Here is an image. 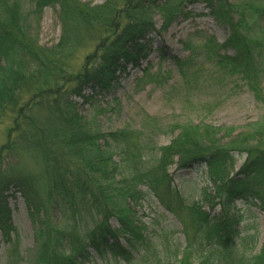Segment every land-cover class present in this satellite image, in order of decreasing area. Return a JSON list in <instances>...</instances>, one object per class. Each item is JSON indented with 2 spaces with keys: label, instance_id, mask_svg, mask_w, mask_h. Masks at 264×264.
Instances as JSON below:
<instances>
[{
  "label": "trees",
  "instance_id": "obj_1",
  "mask_svg": "<svg viewBox=\"0 0 264 264\" xmlns=\"http://www.w3.org/2000/svg\"><path fill=\"white\" fill-rule=\"evenodd\" d=\"M166 1L163 12L169 10L173 16L183 3L195 0ZM207 2L212 16L229 26L230 35L224 45L211 37L203 39L205 60L215 62L222 75L238 76L258 99L264 31L252 36L251 29L260 8L252 2ZM156 5L155 0H107L101 6L80 0H34L27 12L24 0H0V121L8 123L6 142L0 147V232L11 242L4 193L14 185L28 210L44 216L45 228L37 232L30 264H86L90 251L109 255L113 264H132V254L120 240L125 238L129 247L135 244L139 228L131 208L145 197L142 187L183 228L186 243L174 255L176 264H264V241L259 252L248 257L234 245L242 222L236 204L255 202L264 212V117L237 134L232 128L176 124V137L158 149V159L150 164L142 155L140 133L94 131L70 100L83 99L86 89L107 94L128 67H140L149 50L146 31L152 29L147 15ZM50 7L57 8L61 38L56 46L43 48L32 35L31 23L38 27L42 12ZM235 14L238 21L233 20ZM87 39L96 45L80 69L71 72L67 62ZM226 47L235 51L233 57L220 55ZM177 65L185 84L196 79L189 63ZM148 71L143 70L138 84ZM10 152L31 154L37 173L2 169V155ZM234 154L244 156L236 172ZM174 165L178 170L207 168L213 192L203 191L201 203L210 211L218 209L217 217L198 204H183L168 174ZM54 209L62 216V227L51 222ZM82 217L91 223L81 231ZM111 219L117 228L110 226Z\"/></svg>",
  "mask_w": 264,
  "mask_h": 264
},
{
  "label": "rangeland",
  "instance_id": "obj_2",
  "mask_svg": "<svg viewBox=\"0 0 264 264\" xmlns=\"http://www.w3.org/2000/svg\"><path fill=\"white\" fill-rule=\"evenodd\" d=\"M34 0H24V10L32 9ZM107 0H80L90 6H101ZM146 1V0H145ZM172 1V0H171ZM208 0H195L191 4L183 3L173 16L164 11L166 0H155L147 15L152 29L146 31L145 41L149 43L147 58L140 68L128 67L121 76L119 84L109 93L93 92L86 89L83 99L71 97L75 109L87 123L88 128L101 134L118 130L140 133L139 145L144 160L154 164L158 159V149L170 144L177 132V125L206 124L218 128L234 129V134L243 132L247 126L258 123L264 117V65L257 84L258 99L238 76L222 75L215 62L205 60L200 50L202 40L213 38L217 44L224 45L230 35V28L212 16ZM216 6V0H210ZM226 4L253 3L260 8V15L252 26L251 35L264 31V0H224ZM177 7V5H174ZM248 13L247 9L244 10ZM248 20H251L247 14ZM238 21V15H233ZM253 19V22L255 21ZM31 23L32 35L37 36L38 44L43 48L56 46L61 38V24L57 8L44 9L37 25ZM36 29V31H35ZM93 39V38H92ZM96 45L95 40L87 39L77 48L68 60L69 70L77 72ZM190 50L194 54L191 55ZM221 56L233 57L235 51L226 47ZM177 62H187L197 73L196 79L185 84L180 77ZM148 76L142 83L143 70ZM222 75V76H221ZM8 123L0 121V147L6 142ZM118 151L114 160L119 161ZM235 169L238 171L244 156L234 154ZM1 168L13 172L37 173L38 166L31 154L10 152L2 155ZM171 186L178 193L186 207L198 204L203 206L210 217L218 216V209L210 211L202 205V193H212L207 168L197 165L190 169L178 170L174 165L168 170ZM256 178H259L256 177ZM145 197L132 204L131 211L139 228L135 244L129 247L125 238L120 240L124 248L132 254V264H176L174 255L181 252L185 245V235L178 220L146 188H141ZM10 210L11 242L5 240L0 232V264H30L36 252L37 232L45 228L44 216L33 213L26 207L23 198L14 185L4 193ZM237 209L242 214L238 226L239 237L234 245L246 256L259 252L264 241V212L259 204L238 202ZM51 222L62 227L63 219L58 210L51 212ZM91 221L82 217L79 226L85 230ZM77 224V223H76ZM109 224L117 228L115 219ZM82 234V232H81ZM63 248L66 246L63 244ZM86 264H113L109 255L100 257L90 251Z\"/></svg>",
  "mask_w": 264,
  "mask_h": 264
}]
</instances>
